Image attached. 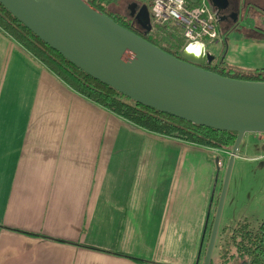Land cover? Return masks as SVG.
Listing matches in <instances>:
<instances>
[{
	"label": "crops",
	"instance_id": "0c3cea01",
	"mask_svg": "<svg viewBox=\"0 0 264 264\" xmlns=\"http://www.w3.org/2000/svg\"><path fill=\"white\" fill-rule=\"evenodd\" d=\"M257 25L227 30L261 38L230 40L227 65L264 54ZM228 156L108 112L0 29V264H202Z\"/></svg>",
	"mask_w": 264,
	"mask_h": 264
},
{
	"label": "water",
	"instance_id": "95a60500",
	"mask_svg": "<svg viewBox=\"0 0 264 264\" xmlns=\"http://www.w3.org/2000/svg\"><path fill=\"white\" fill-rule=\"evenodd\" d=\"M219 11L226 0H210ZM1 7L41 42L100 84L144 107L196 126L236 133L229 152L202 264H211L241 142L264 134V83L222 77L200 67L213 61L185 53L180 60L119 26L84 0H0ZM132 16L151 31L148 7Z\"/></svg>",
	"mask_w": 264,
	"mask_h": 264
},
{
	"label": "trees",
	"instance_id": "16d2710c",
	"mask_svg": "<svg viewBox=\"0 0 264 264\" xmlns=\"http://www.w3.org/2000/svg\"><path fill=\"white\" fill-rule=\"evenodd\" d=\"M84 1L93 9L110 17L119 26L142 37L144 40L161 48L164 52L175 58L186 61L181 57L182 40L177 34L176 44L169 46V48H163L152 37L151 33L153 31L146 32L139 28L129 11V3L134 2V0L130 2L129 0ZM0 29L15 40L62 83L85 99L117 117L143 130L163 137L174 138L197 146L223 149L230 152L236 139V133L219 132L193 125L170 115L144 107L114 92L74 67L60 54L41 42L30 31L19 24L1 5ZM140 31H143L144 34H141ZM200 67L222 77L264 83V69L243 71L240 68L228 66L221 58L217 62L214 57L213 61L200 65ZM215 246L217 254L211 264H232L235 260L248 262L249 264H264V220L256 226L244 223L242 225L236 224L232 228L219 230Z\"/></svg>",
	"mask_w": 264,
	"mask_h": 264
},
{
	"label": "rangeland",
	"instance_id": "374dc122",
	"mask_svg": "<svg viewBox=\"0 0 264 264\" xmlns=\"http://www.w3.org/2000/svg\"><path fill=\"white\" fill-rule=\"evenodd\" d=\"M130 1L131 0H129V2ZM137 1L140 6L145 5L149 9L150 0ZM187 2L193 5L196 4L198 0H187ZM208 2L212 8L210 0H208ZM255 21L256 22L249 21L244 23V26H246V28L250 27L252 29H259L257 24H260L259 26L261 28L264 27L262 22H259V20ZM227 30L226 26L220 23L219 31L223 40L226 41L223 44L215 45L205 41L209 52L215 57L217 62H219L220 58L224 61V52L227 43L230 40H237V43L240 41V43L245 44V40H258L260 38L258 31L231 33ZM175 31L177 32L176 29L169 27L155 28L151 35L158 42L159 46L169 48V46H174L176 44L178 36L175 34ZM227 33H231L232 35H227ZM241 47L247 48L244 45ZM250 56L253 57V60L251 61L248 60ZM229 57L233 58V60H231L234 62L244 60L246 64V66L242 68L230 65L232 68H240L243 71L264 68L261 67L263 64L261 61L264 60V54L257 50L253 52L249 49H246L244 52L238 50L236 53H230ZM238 157L240 160H235V168H233L232 174L233 177L231 176L230 180V192L229 194L227 193L228 196L231 194L233 195L230 196V198L232 197L233 200L231 206L234 218V220L230 222L231 224L228 225V228H232L236 224L242 225L244 223L256 226L264 220V134L245 135L242 144L239 147ZM245 264L249 263L245 262Z\"/></svg>",
	"mask_w": 264,
	"mask_h": 264
},
{
	"label": "built area",
	"instance_id": "2783aa9c",
	"mask_svg": "<svg viewBox=\"0 0 264 264\" xmlns=\"http://www.w3.org/2000/svg\"><path fill=\"white\" fill-rule=\"evenodd\" d=\"M148 11L151 31L162 27L177 30L175 34L182 40L181 54L206 60L211 55L206 42L215 45L223 42L219 15L208 0H198L193 5L187 0H150ZM217 164L221 166L220 161Z\"/></svg>",
	"mask_w": 264,
	"mask_h": 264
},
{
	"label": "flooded vegetation",
	"instance_id": "af4514ba",
	"mask_svg": "<svg viewBox=\"0 0 264 264\" xmlns=\"http://www.w3.org/2000/svg\"><path fill=\"white\" fill-rule=\"evenodd\" d=\"M136 1L129 4L130 7L136 3L137 6L134 8V12H137L140 8V4ZM225 6L219 11L218 15L220 23L225 25L228 30L243 29L241 25L249 21L256 22L255 20H259L264 25V0H226ZM129 11L132 15L130 8ZM139 28L141 27L139 26ZM141 30L144 29L141 28ZM140 33L144 34L143 31H140Z\"/></svg>",
	"mask_w": 264,
	"mask_h": 264
},
{
	"label": "clouds",
	"instance_id": "9594fccd",
	"mask_svg": "<svg viewBox=\"0 0 264 264\" xmlns=\"http://www.w3.org/2000/svg\"><path fill=\"white\" fill-rule=\"evenodd\" d=\"M197 54H199V53H197Z\"/></svg>",
	"mask_w": 264,
	"mask_h": 264
}]
</instances>
